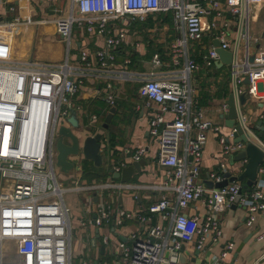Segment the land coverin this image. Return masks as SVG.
<instances>
[{
	"label": "built area",
	"instance_id": "obj_1",
	"mask_svg": "<svg viewBox=\"0 0 264 264\" xmlns=\"http://www.w3.org/2000/svg\"><path fill=\"white\" fill-rule=\"evenodd\" d=\"M42 1L48 5L52 0ZM252 6V0H67L66 16L38 22L51 25L65 42L64 62L10 60L7 47L0 46V264H72V228L63 194L98 193L117 188L110 182L88 187H81L77 182L72 189H63L54 171L58 128L67 126L72 108L70 98L89 78H94L99 85L94 95L102 98L108 108L115 105L116 84L142 85L146 106H157L147 126L149 134L157 140V164L166 170L162 189L175 195L173 199L162 197L153 202L146 213L99 205L96 216L79 220L82 228L89 225L100 228L110 222L118 226L126 221L141 224L144 236L132 234L128 243L118 245L121 264H178L179 251L195 237L198 251L207 239L213 243L222 237L219 215L234 204L242 186L232 182L220 189H207L196 182L200 172L198 163L207 141L206 132L210 129L217 133L224 156L238 153L242 145L227 143L230 134H224L220 127L204 120L202 113L193 109L191 78L198 66L188 56V51L191 41L208 37L209 52L202 56V61L210 66L217 59L213 41L218 40L221 49L231 50L230 39L236 40L239 32L237 51L242 42L244 52L241 57L237 55L235 66L237 94L260 98L257 93L259 84L264 87V50L251 54ZM14 11L13 7L9 8V12ZM167 13L172 14L177 33L170 47L173 71L168 74L136 72L130 69L128 56L120 62L117 60L118 51L127 38L124 29L112 33L119 21L142 23L149 15ZM226 13L232 18L226 17ZM209 15H213L212 20L207 19ZM19 22L20 17L15 16L0 26L9 29ZM74 30L102 37L103 47L95 51L79 48L78 62L71 63L68 55ZM250 57H253L252 62ZM159 64L158 56H154L152 66L158 68ZM245 78L248 80L246 90L243 89ZM223 109L227 110L225 105ZM86 121L96 128V115L87 116ZM144 152L139 148L132 160L139 161ZM226 171V165L220 163L218 172L210 174L209 178L219 183L224 180ZM262 176L264 162L258 169L255 185L249 193H242L237 203L247 213V226L264 212ZM197 200L207 209L204 216L188 217L180 213ZM86 202L88 208L93 206L91 197L86 198ZM149 216H156L159 223L151 226ZM258 238H264V234ZM7 241L12 245L9 253L14 252L18 260H4L9 253L1 246ZM101 243L107 245L108 237L103 236ZM95 244L94 238L87 240V245ZM233 249L234 244L227 243L219 256L211 257L210 264H220ZM258 260L264 261V253Z\"/></svg>",
	"mask_w": 264,
	"mask_h": 264
},
{
	"label": "crops",
	"instance_id": "obj_2",
	"mask_svg": "<svg viewBox=\"0 0 264 264\" xmlns=\"http://www.w3.org/2000/svg\"><path fill=\"white\" fill-rule=\"evenodd\" d=\"M252 1L256 9L260 8L264 2V0ZM10 7H13L15 11L9 12ZM66 11L67 0H52L48 5L42 0H0V25L2 22L9 23L15 16L20 17L19 24H15L12 28L8 29L0 26V46L7 47V51L12 52V55H8L10 60L62 63L66 58L65 42L56 34L51 25H40L38 22L43 19L66 16ZM226 17L232 18L228 13H226ZM207 19L212 20L213 15H209ZM118 29H124L127 34L125 43L118 51L117 60L119 62L123 57L128 56L131 59L130 69L136 72L168 74L174 70L171 63L170 47L176 40L177 33L173 26L171 13L149 15L144 22L132 23V25L126 19L121 20L115 25L112 33L116 34ZM261 36H264V32ZM71 41L68 55L71 63L78 62L79 48L95 51L103 47L102 37L89 36L77 30H74ZM208 42V37H204L201 41H191L190 50L188 51V56L198 66L191 78L194 89L193 109L201 112L204 120L220 127L222 132L228 136L230 131L224 128L219 115L227 112L223 109V105L231 92L232 76L225 66H216V61H213L210 66L203 63L202 56L209 52ZM234 42L235 39H230L232 45H234ZM257 42L254 41V43ZM237 55L240 56L239 51H237ZM154 56H158L160 62L158 68L152 66ZM94 80V78L87 79L78 92L70 98V103L72 108L78 111L82 121H85L87 116L96 115L97 124L94 133L103 135L101 148L103 167L97 169V171L105 174L104 177H101L104 180L97 177H91V179L95 178L100 180V183H106L110 178V183L116 185L117 188L109 191H99L98 193H87L85 198L91 197L93 206L86 209L88 214L87 216L84 215L85 219H78L79 229L84 237L82 239L83 244L78 243V256L76 258H78L80 264H121L118 245L128 243L132 234L136 233L144 236L142 225L136 221H126L121 226L110 222L100 228L93 225L82 228L79 220L92 219L97 215L96 208L99 205L130 212L146 213L145 210L150 204L162 197L173 199L175 193L162 189L166 180V170L157 164V140L149 134L147 126L148 119L157 109V106H146V100L142 94V85L136 82L115 85L118 93L115 105L112 107L115 109V114L111 124L104 131L102 124L111 108L106 106L102 98L94 95L96 87L99 86ZM243 86V89L246 90V86L244 84ZM257 95L260 98L247 96L245 104L240 106L245 125L255 135L259 133L256 127L257 121L264 120L261 119V116L264 115V87L262 84L258 85ZM166 118L170 119V116L166 115ZM206 136L207 141L201 160L198 163L200 172L196 182L206 187L204 183L212 181L209 175L218 172L220 163L226 165V170L228 169L231 176H238L246 160L230 164L227 157L233 158L237 153L233 156H224L217 141V133L212 129L206 132ZM107 142L109 145H107ZM139 148H143L145 151L141 159L150 161V164L143 168L140 176H135L127 184H124L128 187L122 188L123 184L120 183V180H114L109 170L119 168V172L122 167L134 162L132 157ZM82 163L78 164L79 170H73L79 181H82L80 179ZM108 164L109 167L107 168ZM113 172L116 173V171ZM262 179L264 180V176H262ZM97 183L95 182L92 185ZM237 183L242 186L245 180ZM150 187L157 188L151 189ZM206 212L207 209L201 200L194 201L187 209L180 211L188 217H202ZM86 213L83 212V214ZM149 218L151 226L159 223L156 216H149ZM219 218L222 237L213 243L210 239H207L200 251L196 249L197 237H195L192 243L185 244L179 251L178 264H210L212 262L211 257L219 256L225 245L230 242L234 244V249L220 261V264H264V261L258 260L264 253V238H258L264 234V212L256 216L250 226L245 223L246 211L238 205L235 208H232V206L227 207L219 215ZM103 236L108 237L109 243L107 245L101 243ZM92 238L96 240L93 247L87 245V240ZM5 243L9 242L2 243V250ZM80 246L82 249L79 250Z\"/></svg>",
	"mask_w": 264,
	"mask_h": 264
},
{
	"label": "water",
	"instance_id": "obj_3",
	"mask_svg": "<svg viewBox=\"0 0 264 264\" xmlns=\"http://www.w3.org/2000/svg\"><path fill=\"white\" fill-rule=\"evenodd\" d=\"M242 21V16L239 19V25ZM234 42L232 50H223L220 48L219 41H213V47L217 54L216 66H225L227 71L232 76V87L224 105L227 108L226 113L219 115V119L223 121L224 128L230 131V136L227 137L226 142L232 144H241V150L233 157H227L230 164H235L246 160L241 173L238 176H231L229 171L224 173V180L219 183L212 181L204 183L208 188L220 189L227 186L232 182H242L238 196L232 208L237 207V203L243 192L249 193L251 187L255 185L258 177V169L264 162V120H259L256 127L259 133L255 135L244 123L243 117L240 112V106L244 105L247 101L246 94H237V86L235 83V66L237 62L238 38ZM250 62L253 57H250ZM243 84L248 85V80L245 78ZM115 109L111 108L102 124V129L107 130L111 124ZM67 126H61L57 131V140L55 143V165H57L61 172L68 174L73 170H79L78 164L82 160L91 162L92 165L97 167L103 166V156L101 152L103 135L101 133H94V128L84 124L78 115V111L74 108L69 109V116L66 120ZM67 140V143L64 141ZM107 145L109 143L107 142ZM157 158V156H156ZM150 161L140 159L130 164L125 165L119 172L114 173L109 170L114 180H120L121 184H127L135 176H140L142 170ZM232 166V165H231ZM109 164L107 165V168ZM229 167V166H228Z\"/></svg>",
	"mask_w": 264,
	"mask_h": 264
},
{
	"label": "rangeland",
	"instance_id": "obj_4",
	"mask_svg": "<svg viewBox=\"0 0 264 264\" xmlns=\"http://www.w3.org/2000/svg\"><path fill=\"white\" fill-rule=\"evenodd\" d=\"M249 17V36H250V49L251 54L256 53L258 50H264V36H261V34L264 32V2L262 3L260 8H254L252 6V12L250 13ZM234 29V27H233ZM258 39L259 41L257 43H254V39ZM243 43L241 42L239 44V55L241 57V53L244 51L243 49ZM7 50V49H6ZM9 50V49H8ZM8 55H12L11 51H7ZM65 60V58H64ZM64 62V61H63ZM231 75V73L229 72ZM240 78H243L242 74L239 75ZM64 108V106L62 107ZM68 141L65 140V143ZM103 167V166H102ZM101 167H97L96 169H100ZM54 171L56 174V177L59 181V184L63 189H72L76 186V183L79 181L77 178V175L74 171H71L68 174H65L61 172L60 168L57 165H54ZM104 180L103 178H101ZM100 180L92 178L91 176L87 177L86 179H83L82 181H79L78 184L81 187H88L92 185L93 183H100ZM111 179H108V182H110ZM103 182V181H101ZM97 183V184H98ZM88 192H82V193H75V192H65L63 194V200L64 203L68 209L69 212V219L72 227V256H73V263L72 264H80L78 262V243L83 244V237L81 230L79 229L78 219L82 218L85 219L84 215L87 216L88 213H86V209L88 208V204L86 202V196ZM85 212L86 214H83ZM81 238V240H79ZM12 245L10 243H5L3 246V251H6V253H9L12 251ZM82 249V247H79V250ZM93 250V249H92ZM18 260V257L14 254L9 253L8 257L4 260Z\"/></svg>",
	"mask_w": 264,
	"mask_h": 264
},
{
	"label": "trees",
	"instance_id": "obj_5",
	"mask_svg": "<svg viewBox=\"0 0 264 264\" xmlns=\"http://www.w3.org/2000/svg\"><path fill=\"white\" fill-rule=\"evenodd\" d=\"M81 171H82L80 178L81 180L86 179L89 176L97 177L98 179H101V177L105 176L103 172L99 173L97 169L92 165V163L88 161H83Z\"/></svg>",
	"mask_w": 264,
	"mask_h": 264
},
{
	"label": "flooded vegetation",
	"instance_id": "obj_6",
	"mask_svg": "<svg viewBox=\"0 0 264 264\" xmlns=\"http://www.w3.org/2000/svg\"><path fill=\"white\" fill-rule=\"evenodd\" d=\"M84 122V124H86V120L85 121H83ZM56 140H57V135H56ZM56 143V142H55ZM64 143H65V141H64ZM80 163H82V161L80 162Z\"/></svg>",
	"mask_w": 264,
	"mask_h": 264
}]
</instances>
